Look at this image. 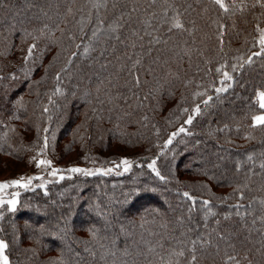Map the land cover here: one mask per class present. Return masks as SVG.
Returning <instances> with one entry per match:
<instances>
[{"label":"trees","instance_id":"1","mask_svg":"<svg viewBox=\"0 0 264 264\" xmlns=\"http://www.w3.org/2000/svg\"><path fill=\"white\" fill-rule=\"evenodd\" d=\"M224 2L0 0V165L66 177L4 190L11 264H264V7Z\"/></svg>","mask_w":264,"mask_h":264},{"label":"snow or ice","instance_id":"2","mask_svg":"<svg viewBox=\"0 0 264 264\" xmlns=\"http://www.w3.org/2000/svg\"><path fill=\"white\" fill-rule=\"evenodd\" d=\"M241 2H243V0H241ZM213 3H215L216 5H218L221 9H223L225 12H227L229 10V6L225 4L224 0H213ZM256 4H259L260 7H264V0H256ZM256 4L253 5V7L256 6ZM233 7H235V0H233ZM175 28L180 29L183 28V25L179 22V20H177L174 25ZM222 35V34H221ZM259 45H260V50L257 52H254L252 55L256 56V57H260V56H264V30H260V37H259ZM35 45H32L28 48V52H27V56L25 57V59H28L32 56L33 53V49L35 48ZM245 63L251 64L252 63V58L248 57V59L245 61ZM243 65H241L242 67ZM235 70V69H233ZM217 71L219 72L220 69H217ZM224 80L225 81H231L233 79V77L228 73V72H224ZM224 81H221V83H223ZM138 83V81H137ZM231 85L229 84L226 87H221V88H217L216 92L220 93V92H225L227 91V88L230 87ZM57 92L60 91V89H56ZM202 95V94H200ZM258 96V101H259V108L260 109H264V91H260L257 93ZM212 99L211 96L208 97L207 100H204L203 103L205 105H207L209 103V101ZM44 111H47V108H45ZM184 111H188L187 109H184ZM194 112L199 115L201 112V109L199 107V105H197V107L194 109ZM193 119L194 116L190 115L188 116V118L185 120V124L187 125H191L193 123ZM253 121H254V126H261L264 125V115H256L253 117ZM45 131H47V129H45ZM181 134H190L188 132V129L185 128L184 126H181L176 132L171 133V135L169 136V138L167 139V141L164 144V148L167 149L170 145L173 144L174 139L181 135ZM48 147L47 144V137L44 138V145H43V149H46ZM43 149H41V152H43ZM252 157H249V159H251ZM113 165L116 168H120L121 166H123V172H129L133 166V161L129 160V159H122L119 163H116L115 161H112ZM36 167L37 168H41V167H45V168H50L51 171L48 173L50 176L56 177L58 176V181L60 180H64L66 177L64 175H60V173L64 170L58 169V168H54L52 167V161L51 160H46V159H40L36 161ZM147 167L156 175V177L159 178V180L161 181H165L167 178L162 175L161 171L159 170V168L157 167V160L156 159H152V161L147 165ZM262 168H264V164L261 165ZM69 173H80L83 175H95V174H103V175H107L109 173H111L113 171L112 168H108V169H97L95 172H93L90 169H84V168H79V167H71L68 168L66 170ZM123 174V173H120ZM67 178H71L70 176ZM44 177L42 175H38V176H32V177H21L18 180H11V181H7V182H3L0 183V192H4L5 189H8L9 187H19V188H24L27 189L30 187V185L32 184L33 180H41L43 181ZM38 187L40 188H46V184L45 183H41L38 185ZM12 198L11 199H3L2 197H0V207H3L4 205L8 206V211L10 212H15L17 210V205L19 203L18 201V197L20 195L19 192L16 193H12ZM183 195L189 199H194L193 197L190 196L189 193L185 192L183 193ZM242 198V197H241ZM205 204L208 203V201H204ZM261 203H264V201H261ZM3 219V213H0V220ZM93 237H95L96 233L93 231L92 232ZM9 248V244L8 242H6L5 240L0 239V264H11L10 262V257L7 254V249ZM180 255H183V253H180ZM192 262L194 264V262L196 261V256L193 255L192 256ZM236 258L233 256H229L228 260H235ZM227 264V262H226ZM237 264H239V262L237 261Z\"/></svg>","mask_w":264,"mask_h":264},{"label":"rangeland","instance_id":"3","mask_svg":"<svg viewBox=\"0 0 264 264\" xmlns=\"http://www.w3.org/2000/svg\"><path fill=\"white\" fill-rule=\"evenodd\" d=\"M260 115H264V109ZM40 159H43V158L42 157H34L25 167H21V168L17 167V166L15 168L13 165L7 166V167L0 165V182L18 180L22 176L25 178L32 177V176H38V175H42L43 177H47L46 174H48V171H50L49 169H47L45 167H41V168L36 167V161L40 160ZM68 160H70V159H68ZM68 160L63 161L62 163H66V162L68 163ZM0 197H2L5 200L9 199V198H7V195L5 192L4 193L0 192Z\"/></svg>","mask_w":264,"mask_h":264}]
</instances>
